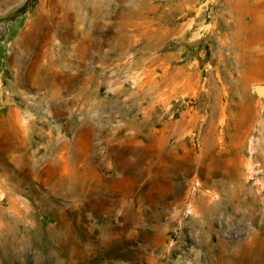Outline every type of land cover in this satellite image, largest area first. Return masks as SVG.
<instances>
[{
    "label": "rangeland",
    "instance_id": "1",
    "mask_svg": "<svg viewBox=\"0 0 264 264\" xmlns=\"http://www.w3.org/2000/svg\"><path fill=\"white\" fill-rule=\"evenodd\" d=\"M256 83L264 0H0V264H264Z\"/></svg>",
    "mask_w": 264,
    "mask_h": 264
},
{
    "label": "water",
    "instance_id": "2",
    "mask_svg": "<svg viewBox=\"0 0 264 264\" xmlns=\"http://www.w3.org/2000/svg\"><path fill=\"white\" fill-rule=\"evenodd\" d=\"M254 93L264 99V83H256L253 85Z\"/></svg>",
    "mask_w": 264,
    "mask_h": 264
},
{
    "label": "bare ground",
    "instance_id": "3",
    "mask_svg": "<svg viewBox=\"0 0 264 264\" xmlns=\"http://www.w3.org/2000/svg\"><path fill=\"white\" fill-rule=\"evenodd\" d=\"M76 14V13H75Z\"/></svg>",
    "mask_w": 264,
    "mask_h": 264
}]
</instances>
